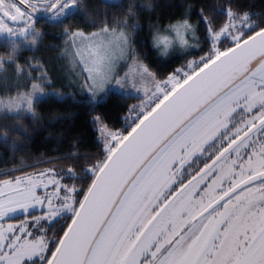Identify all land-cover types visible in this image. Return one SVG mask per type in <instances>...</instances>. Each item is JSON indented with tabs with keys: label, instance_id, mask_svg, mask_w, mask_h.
<instances>
[{
	"label": "snow or ice",
	"instance_id": "obj_1",
	"mask_svg": "<svg viewBox=\"0 0 264 264\" xmlns=\"http://www.w3.org/2000/svg\"><path fill=\"white\" fill-rule=\"evenodd\" d=\"M180 8L150 24L160 54L185 55L160 70L134 47L135 5L87 31L83 0H0V71L25 78L0 94L5 117L38 123L40 102L62 95L42 57L21 62L57 28L89 102L113 91L137 101L122 128L95 114L102 147L74 143L55 158L66 168L5 173L0 264H264V11L245 0ZM28 131L2 124L0 142L18 150Z\"/></svg>",
	"mask_w": 264,
	"mask_h": 264
},
{
	"label": "trees",
	"instance_id": "obj_2",
	"mask_svg": "<svg viewBox=\"0 0 264 264\" xmlns=\"http://www.w3.org/2000/svg\"><path fill=\"white\" fill-rule=\"evenodd\" d=\"M208 2L217 3L222 0H208ZM245 2L251 6L254 12L264 11V0H245ZM83 3L89 15L82 16L80 19L82 26L87 31H93L94 27L99 26V24L91 25L89 23L91 18L103 21L107 17L110 21L114 13L123 16L130 4L135 5L139 13L135 18L138 20L139 28L134 35V47L141 58L160 70H170L184 63L183 52H172L164 56L153 47L150 24L157 22L168 24L183 11L180 5L185 3L195 5V11H198L200 0H121L116 3L104 0H83ZM148 4L153 7H147ZM157 17H161V19L157 21ZM192 19L195 20L196 17L193 15ZM58 32H62V29ZM63 39L62 36L52 34L39 43L38 51L25 50L21 55V62L27 57L36 55L42 57L48 64L50 53L57 52V49L63 45ZM199 54L198 49H192V55ZM48 65L51 77L55 76L56 72L53 66ZM5 67L8 68L7 73L0 71V94H3L6 85L9 89H13L17 86L23 87L25 84V78L15 73L12 70L13 66L5 65ZM5 76L8 77L7 80L4 79ZM52 87L58 89L62 95L48 97L40 102L38 109L42 118L38 123H34L30 117L16 119L12 115L5 117L0 113V125L7 123L9 126H20L23 124L29 128L26 135L21 132L16 139L18 150L14 151L11 143L0 142V179L5 178V173L8 176L19 175V172L9 171L13 166L21 167L23 165L24 172L40 171L49 165L58 169L66 168L69 161H58L55 158L72 152L74 143L78 145V151L81 153L94 152L98 145L102 147L103 142L100 139L99 131L96 124L93 123L95 114H103L105 122L110 127L122 128L126 112L125 105L137 102L113 91L101 102L92 103L89 102L86 92H77L73 90L74 86L64 87L59 83H53Z\"/></svg>",
	"mask_w": 264,
	"mask_h": 264
},
{
	"label": "rangeland",
	"instance_id": "obj_3",
	"mask_svg": "<svg viewBox=\"0 0 264 264\" xmlns=\"http://www.w3.org/2000/svg\"><path fill=\"white\" fill-rule=\"evenodd\" d=\"M62 48H63V45L57 49L56 53H50V58L48 57V64L52 65L54 71L56 72V75L52 77L54 83H59V84L63 85L64 87H68V85L74 86V87H72L73 90H75L77 92L85 93V91L83 89H81V87L79 86L77 79L73 76L72 69L69 66V64L67 63V61L64 58V55L62 53ZM173 52L181 53L182 51L177 50V51H173ZM46 63H47V61H46ZM120 67H121V71H127V68L123 62L121 63ZM76 71L79 72V69H76ZM80 79H82V77ZM96 127L99 131V125L98 124H96ZM99 135H100V132H99ZM48 167H53V166L49 165V166H46L45 168H48ZM45 168H43V169H45Z\"/></svg>",
	"mask_w": 264,
	"mask_h": 264
},
{
	"label": "flooded vegetation",
	"instance_id": "obj_4",
	"mask_svg": "<svg viewBox=\"0 0 264 264\" xmlns=\"http://www.w3.org/2000/svg\"><path fill=\"white\" fill-rule=\"evenodd\" d=\"M104 1H105V0H104ZM58 30H60V29H55V31H51L50 35L46 36L45 38L50 37L52 34H56L57 36H61V35H60L61 32H58ZM52 32H53V33H52ZM45 38H44V39H45Z\"/></svg>",
	"mask_w": 264,
	"mask_h": 264
},
{
	"label": "water",
	"instance_id": "obj_5",
	"mask_svg": "<svg viewBox=\"0 0 264 264\" xmlns=\"http://www.w3.org/2000/svg\"><path fill=\"white\" fill-rule=\"evenodd\" d=\"M106 2H109V3H116L118 1H121V0H105Z\"/></svg>",
	"mask_w": 264,
	"mask_h": 264
}]
</instances>
